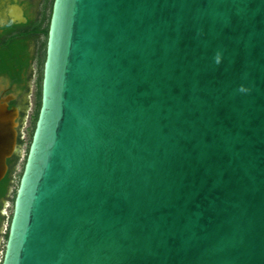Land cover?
Here are the masks:
<instances>
[{
	"label": "water",
	"instance_id": "95a60500",
	"mask_svg": "<svg viewBox=\"0 0 264 264\" xmlns=\"http://www.w3.org/2000/svg\"><path fill=\"white\" fill-rule=\"evenodd\" d=\"M0 264H264V0H54Z\"/></svg>",
	"mask_w": 264,
	"mask_h": 264
},
{
	"label": "flooded vegetation",
	"instance_id": "af4514ba",
	"mask_svg": "<svg viewBox=\"0 0 264 264\" xmlns=\"http://www.w3.org/2000/svg\"><path fill=\"white\" fill-rule=\"evenodd\" d=\"M53 3L0 0V99L19 109L18 143L22 123L32 125L38 118ZM4 196H0V225Z\"/></svg>",
	"mask_w": 264,
	"mask_h": 264
},
{
	"label": "rangeland",
	"instance_id": "374dc122",
	"mask_svg": "<svg viewBox=\"0 0 264 264\" xmlns=\"http://www.w3.org/2000/svg\"><path fill=\"white\" fill-rule=\"evenodd\" d=\"M32 125L29 121H24L20 127V143L16 154L13 156V172H12V180L8 185V190L6 195L1 201L2 211L4 212V216L2 218V224L0 225V260L4 251L5 243H6V234L7 229L10 223V219L13 213V204L15 194L19 185V180L24 168L26 156L28 153V149L31 143L32 138Z\"/></svg>",
	"mask_w": 264,
	"mask_h": 264
},
{
	"label": "trees",
	"instance_id": "16d2710c",
	"mask_svg": "<svg viewBox=\"0 0 264 264\" xmlns=\"http://www.w3.org/2000/svg\"><path fill=\"white\" fill-rule=\"evenodd\" d=\"M36 119L34 120V122L32 123V134L35 128V124H36ZM13 159L9 160V166H10V170L8 172V174L6 175V177L1 181L0 183V196H4L7 193L8 190V185L10 184L11 180H12V172H13ZM7 237V234H6Z\"/></svg>",
	"mask_w": 264,
	"mask_h": 264
},
{
	"label": "clouds",
	"instance_id": "9594fccd",
	"mask_svg": "<svg viewBox=\"0 0 264 264\" xmlns=\"http://www.w3.org/2000/svg\"><path fill=\"white\" fill-rule=\"evenodd\" d=\"M218 59V58H217Z\"/></svg>",
	"mask_w": 264,
	"mask_h": 264
}]
</instances>
